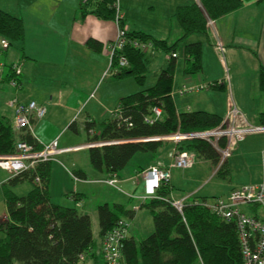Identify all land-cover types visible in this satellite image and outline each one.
Segmentation results:
<instances>
[{"label":"crops","instance_id":"crops-1","mask_svg":"<svg viewBox=\"0 0 264 264\" xmlns=\"http://www.w3.org/2000/svg\"><path fill=\"white\" fill-rule=\"evenodd\" d=\"M118 3L128 31L149 34L171 45L183 35L182 29L173 17L176 8L194 3L198 5L199 0H155V3L154 0H118ZM83 5L86 4H81L80 0H0V10L18 18L23 28L21 41L0 53V62L5 64L18 63L22 70L19 89L10 87L5 77L8 72L3 73L0 81V118L5 119L12 127L14 109L9 107L7 102L13 98L21 103L34 101L45 106V117L35 123L29 132L35 141L34 145L40 148L55 140L59 148L79 147L78 150L71 153L87 151V161L82 165L78 163L76 158L68 156L65 158V162L70 168L64 165L59 157L70 152L59 154L55 160L50 161L51 202L64 207H75L79 211L84 203L85 190L94 184H105L115 190L113 199L120 202L126 200L127 202V205L113 204L120 205L122 209L130 210V219L135 220L139 216V211L143 209L140 208V204L148 202V199H137L143 193L135 195L137 189L143 191V182L140 177H136L137 173L156 163L168 165L170 163L168 155L173 145L170 142H164V147L158 149L156 153H142L147 155L146 161L127 168L129 162L138 153L134 155L122 171L113 175L117 180L116 186L105 183L110 178L109 175L98 172L91 167L88 159V148L85 145L92 141L88 139L84 124L89 121L98 125L110 117V111L118 106L121 98L140 90L138 87L132 88L129 83L130 78L106 80L108 44L115 38L116 25L112 18H101L91 13L95 9L96 0H91L89 5H86L88 11L85 14L81 9ZM213 22V26L206 29L205 35L191 34L178 45V47L183 48L187 43L200 42L202 53L199 73H185L187 65L183 56L181 65L179 61H176L172 88L169 93L175 112L179 114L181 112L202 111L222 118L231 105H234L252 123L258 124V115L264 112L262 110L264 106L246 112L248 107L232 100V95H230L231 76L229 72L227 75L226 70L228 68L225 57L226 53L229 57V51L235 52L237 47L238 50H243L242 55L233 56L238 59V63L242 61L243 64L251 67L256 65V69H254L256 82L258 90L262 92L259 88V71L260 68L264 67V0H242V6L239 9ZM89 40L98 41L101 44L100 49L94 51L89 48L87 46ZM216 42L222 46L220 53L214 50ZM232 46L235 47V50L224 48ZM164 58L166 63L161 66L160 70L167 65L168 57L165 54ZM260 65L263 67L259 68ZM215 82L222 88L210 86ZM226 82L228 83L229 94L226 96L225 105L228 101L229 107L217 109L214 101L217 97L224 96L225 98ZM200 85H208V88H213L215 91L189 95L204 90L198 89ZM184 88L189 90L180 94V90ZM195 96H197L196 99ZM72 124L73 127L70 128L69 126ZM94 129L97 133L98 128ZM69 130L73 134H78L82 130L86 138L68 134ZM263 150L264 134L249 135L238 143L236 150L224 165L229 167L236 162V159H241L243 165L249 169L255 167L257 171V176L253 182L244 185L258 184L264 180V168L260 160ZM174 170L172 169L171 173L170 196L181 199L184 196L176 197L172 193L173 184L171 182L174 180ZM75 172H80L84 176H76L74 175ZM10 178L12 177L9 174L7 175L0 170V186L4 187ZM66 180H69L71 186ZM61 184L63 187L60 186ZM16 187L17 185L13 188ZM9 189L11 191L12 187ZM61 191H64V198L59 201L55 197ZM73 195L75 196L73 197ZM0 198L4 205L3 188L0 189ZM200 199L202 198L195 197L192 200L188 198L186 203H193L194 200L197 202ZM104 204L109 205V203ZM136 206L138 208L134 209ZM252 208L250 207V209ZM248 212L251 214L246 213L258 218L257 211ZM119 213H121L120 210ZM1 217L2 220L6 218V209ZM122 219L128 221L126 217L122 216ZM90 220L91 228L95 220L98 224L97 210L96 215L90 216ZM130 229L131 222H129L128 239L135 241L134 237H129ZM101 244L102 240L99 238L96 248L100 249Z\"/></svg>","mask_w":264,"mask_h":264},{"label":"trees","instance_id":"trees-1","mask_svg":"<svg viewBox=\"0 0 264 264\" xmlns=\"http://www.w3.org/2000/svg\"><path fill=\"white\" fill-rule=\"evenodd\" d=\"M90 1L85 4L89 5ZM113 1L96 0L95 9L91 13L114 20ZM86 5L81 6L84 14L88 11ZM241 6L242 0H199L198 5L194 3L177 7L173 17L183 35L171 45L149 34L126 29L125 43L120 53L128 59L129 65L116 71L111 75L112 78L120 80L133 77L141 85L150 56L162 52L168 57V62L158 72L152 86L120 99L117 107H121V111L117 117L110 115L98 125L89 121L84 124L89 140L116 142L88 148L89 163L94 170L112 177L122 171L137 153L154 154L164 147L162 141L141 140L167 136L177 129L182 133L203 131L219 124L222 118L207 112L176 114L169 97L176 65L175 51L187 36L205 35L208 20L214 21ZM120 26H126L124 18ZM0 36L8 40V48L15 46L23 37L21 21L1 10ZM132 40L151 43L152 49L143 53L131 45ZM100 45L96 40L87 42V46L94 51H98ZM182 50L187 65L185 73H199L201 43H187ZM4 51L0 50V53ZM111 63L113 68L117 66L116 55ZM11 75L7 73L6 79ZM210 86L222 88L216 82ZM259 88L264 93L263 68L259 71ZM153 108H159L161 115L148 124L145 119L152 117ZM38 121L33 122L30 129L15 130L13 121L11 127L5 119L0 118V155L12 153L19 141L34 145L35 141L29 132ZM258 125H264V112L258 115ZM69 127L72 128L73 124ZM96 127L97 133L94 131ZM178 150L191 151L196 159L210 160L214 165L218 162L215 150L203 140L181 142ZM74 175L84 176L80 172ZM36 176L39 183L34 182ZM49 178L50 162H41L34 169L10 178L4 186L6 218L0 221V264H103L101 248H96L93 238L90 216L75 207L53 204L48 192ZM24 182L31 184L26 195L16 196L10 191V187ZM170 191V186H162L157 195L170 198ZM194 201L186 203L181 213L163 200L148 199V202L141 203L140 208L148 209L151 214L153 231L138 243L126 237L120 264H243L235 224L225 222L202 204H194ZM204 201L208 199H200V203ZM122 216L130 218L131 211L117 204L97 207L98 236L102 241Z\"/></svg>","mask_w":264,"mask_h":264},{"label":"built area","instance_id":"built-area-1","mask_svg":"<svg viewBox=\"0 0 264 264\" xmlns=\"http://www.w3.org/2000/svg\"><path fill=\"white\" fill-rule=\"evenodd\" d=\"M80 2L81 4H85L88 0H80ZM112 7L114 9L113 21L116 25V35L114 40L108 44V70L105 73V75L110 74V76L129 65L128 59L120 53L125 43L127 28L126 26H120L124 16L118 0L113 1ZM213 23L212 20H208L207 28L212 27ZM131 45L143 53L152 49L151 43H143L137 40H132ZM7 48L8 40L0 36V50L4 51ZM214 50L218 53L222 52V46L219 42L215 43ZM115 55L117 58V66L114 69L111 61ZM5 71L12 74L7 78V84L13 89H19L22 73L21 65L18 63L9 65L0 63V81ZM208 87V85H200L198 89H207ZM188 90L184 88L180 90V94ZM7 105L14 109L13 128L15 130L30 129L33 122L42 119L46 114V107L34 101L21 103L16 98H13L7 102ZM120 111L121 107H116L109 114L117 117ZM160 115L161 110L159 108H153L152 117L145 119V122L151 124ZM260 133H264V126L251 125L235 106H231L215 127L189 133H182L177 129L167 136L144 139V141H168L173 144V148L169 153L170 163L168 165L163 166L157 163L136 175L143 182V195L137 199L163 200L181 213L188 199L187 197L174 199L173 197L162 198L157 195L158 189L162 186H170L172 169H188L196 162V155L193 152L178 150L179 144L192 140H203L207 142L217 152L218 166H222L234 153L240 141L246 136ZM113 143L116 142L92 141L85 146L91 148ZM78 149L79 147L59 148L55 140L40 148H36L34 145L24 141H19L12 153L0 155V168L6 170L13 177V175H20L30 168L33 169L38 163L53 161L59 154L76 151ZM261 163L264 168V150L261 153ZM34 181L39 183V178L36 176ZM105 183L114 186L117 180L115 176H112ZM194 204H202L211 213L225 222H233L235 224L243 264H264V222L256 218V216L247 214L240 209L241 207L253 206H260L264 209V180L255 185H243L234 188L225 197L214 198L211 201L208 200L203 203L199 201ZM137 208L138 206L134 209ZM128 229L129 222L121 219L106 234L101 244L103 264H120L123 241L128 237Z\"/></svg>","mask_w":264,"mask_h":264},{"label":"rangeland","instance_id":"rangeland-1","mask_svg":"<svg viewBox=\"0 0 264 264\" xmlns=\"http://www.w3.org/2000/svg\"><path fill=\"white\" fill-rule=\"evenodd\" d=\"M155 3V0H154ZM212 31V30H211ZM211 35V34H210ZM225 49H234L235 47H224ZM183 48L179 46L175 51L176 61L181 63V59L183 56ZM244 53L243 50L239 49L237 47V50L235 52L229 51V57L226 53L225 62L227 64V75L228 72L231 76L230 79V92L232 95V100L237 104H243L244 106L248 107L246 108V112H251L254 110H257L260 106H264V95L262 92L258 90V85L256 82V75L255 70L256 65L253 67L247 66L242 63H238V59L234 57L233 55H242ZM164 58V53L162 52H156L154 55L150 56L147 61V71L145 73V79L143 83L140 85L138 83H135L132 78L129 79L130 85H132V88H137L138 90L146 89L152 86L156 81V76L161 68V66L166 63ZM263 67L262 65L259 66ZM264 68V67H263ZM108 70V69H107ZM199 75V74H198ZM106 80H111L112 77L110 74L105 75ZM226 89L224 90L225 98L224 96L217 97L214 101V105L217 109H222L223 107H229V102L225 100L227 94H229V89L227 88L228 83L226 82ZM215 90L210 89H204L199 92L190 93L189 95H198L203 93H211ZM218 91V90H217ZM216 91V92H217ZM195 99L197 96L194 97ZM194 99V100H195ZM232 106V105H231ZM264 110V109H262ZM223 117V116H222ZM247 121L254 125L247 117ZM79 124V122H77ZM72 131L69 130L68 134ZM264 134V133H263ZM260 134H254V135H263ZM75 137L81 136L83 138H86V135L81 130L78 134H73ZM247 137V136H246ZM245 137V138H246ZM135 142L136 140H132L131 142ZM144 141V140H141ZM130 142V141H129ZM166 142V141H162ZM207 143V142H206ZM216 152V151H215ZM217 153V152H216ZM61 155V154H60ZM59 155H57L55 158H57ZM74 157L78 161L80 165L86 163L87 161V151L84 150L82 152L76 153H68L64 156L59 157L62 159L65 166L70 168V166L65 162L66 157ZM147 155H143L142 153H138L127 165V168H131L132 166H136V164H140L144 161H146ZM217 163L216 165L213 164L210 160H205L201 158H197L195 165L191 169L182 170V169H175L173 171L174 174V180H172L171 184H173L172 193L176 197H187L192 200L195 197L203 198L206 197L208 200H212L214 198L223 197L228 194V192L232 188L240 187L244 184H249L253 182V179L257 176V171L255 167H252V169L247 168L245 165H243V161L241 159H236V162L231 166L226 165H220ZM34 169V168H33ZM0 170L7 173L6 170L0 168ZM28 170H31L28 169ZM143 171V170H142ZM141 171V172H142ZM218 172V174H217ZM8 175V173H7ZM19 175V174H18ZM18 175H13V177H16ZM35 178V177H34ZM35 182V181H34ZM66 182L71 186L69 180H66ZM63 187V185H60ZM116 186V185H114ZM4 190V187L0 186V189ZM31 189V184L28 182H24L22 184L17 185L16 188L11 189V191L18 196L26 195L29 190ZM55 190V188H54ZM114 189L111 187H108L105 184H94L92 186H89L87 190H85V196H84V203L82 204V207L79 208V211L85 214H88L90 216L96 215L97 207L100 205H103L104 203H109V205H112L113 203H121L127 205L126 200L124 201H117L116 199H113L114 195ZM49 197L51 201V194H50V185L48 187ZM63 192L56 194V199L60 201L63 197ZM56 193V190L54 191V194ZM143 191L137 189L135 195H141ZM2 195V194H1ZM175 199V198H174ZM254 208V209H253ZM252 209L250 207H241L240 209L243 212L250 213L248 211H257L258 218L264 222V209H262L260 206H253ZM250 209V210H249ZM5 207L3 205V201L0 198V221H2V214L4 213ZM178 212V211H177ZM251 214V213H250ZM129 222H131V229L129 231V237H134L135 242H139L143 238L149 236L152 233V220L151 216L149 214V211L147 209H141L139 211V216L135 220H132L128 217H126ZM151 231H148L150 230ZM92 233L95 240V243L98 242L99 236H98V224L95 220L94 224L92 225ZM2 234L0 233V237Z\"/></svg>","mask_w":264,"mask_h":264},{"label":"bare ground","instance_id":"bare-ground-1","mask_svg":"<svg viewBox=\"0 0 264 264\" xmlns=\"http://www.w3.org/2000/svg\"><path fill=\"white\" fill-rule=\"evenodd\" d=\"M232 106H234V105H232ZM236 107V106H235ZM237 108V107H236ZM238 109V108H237ZM239 110V109H238ZM240 111V110H239ZM241 112V111H240ZM242 113V112H241ZM243 114V113H242ZM244 115V114H243ZM244 117H245V115H244ZM246 118V117H245ZM247 120V119H246ZM252 125V124H251ZM254 126H264V125H258V124H254ZM254 135V134H253ZM166 142H168V141H166ZM164 143V142H163ZM171 143V142H170ZM173 145V144H172ZM88 148V147H87ZM172 148H173V146H172ZM172 150V149H171ZM171 152V151H170ZM152 166V165H151Z\"/></svg>","mask_w":264,"mask_h":264}]
</instances>
